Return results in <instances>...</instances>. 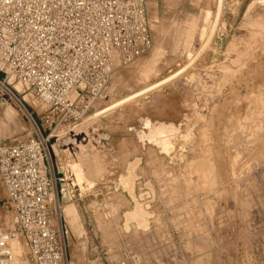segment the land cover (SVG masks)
<instances>
[{"label": "rangeland", "instance_id": "obj_1", "mask_svg": "<svg viewBox=\"0 0 264 264\" xmlns=\"http://www.w3.org/2000/svg\"><path fill=\"white\" fill-rule=\"evenodd\" d=\"M251 5L223 0L211 27L218 0H147L152 49L113 69L108 97L72 132L53 126L51 156L80 170L79 183L78 151H91L83 159L95 175L107 165L87 213L63 204L69 264H119L125 247L140 264H264V12ZM7 82L0 143L26 142L37 126L48 134L47 107ZM129 128L127 152L106 155L95 144ZM5 198L0 179V230L13 234V264H31Z\"/></svg>", "mask_w": 264, "mask_h": 264}, {"label": "built area", "instance_id": "obj_2", "mask_svg": "<svg viewBox=\"0 0 264 264\" xmlns=\"http://www.w3.org/2000/svg\"><path fill=\"white\" fill-rule=\"evenodd\" d=\"M152 47L147 0H0V88L17 79L48 109V134L37 126L26 142L0 143L5 202L31 264H69L63 203L51 174L54 129L67 123L70 133L73 123L82 124L92 104L108 97L113 69L134 64ZM13 240L0 230V264H13ZM124 250L119 264L141 263Z\"/></svg>", "mask_w": 264, "mask_h": 264}, {"label": "crops", "instance_id": "obj_3", "mask_svg": "<svg viewBox=\"0 0 264 264\" xmlns=\"http://www.w3.org/2000/svg\"><path fill=\"white\" fill-rule=\"evenodd\" d=\"M251 3L252 5L250 6V8H252V6L254 5L255 7L259 6L260 9L264 12V0H251ZM221 5L223 6V0H218V7L216 10L214 20L211 24V27L215 25L217 27L218 25L220 12L222 10ZM181 8L182 7H180V9ZM177 9H179V7H177ZM249 11L250 10H248L246 15H249ZM144 121L145 120L142 121V124L144 123ZM150 121L153 124L160 125L159 123H156L153 120H150ZM161 125H165L167 128H170V126H172V123L163 122L161 123ZM143 129H144V124H143ZM133 130L135 129L129 128V133H125V131L123 130H118L119 133L117 134L110 133V132H104L102 135H108V139L106 140L104 137H101L99 138V141H95V144H97L99 147H103L104 149H106L105 150L106 155H111V154L118 155L119 153H122L124 151L127 152V149L124 150L125 147H124L123 142L125 139H131L132 136L134 137L135 132ZM110 147H113V149H111ZM131 148H132V151H134L133 150L134 147L132 146ZM86 153H87V156L84 157L82 155L83 154L82 151L80 150L77 153H75V157L73 156V161H76V162L80 161L79 156L82 158V161H80L81 162L80 167L83 172V179L81 181L79 180L80 183L78 182V178L80 179V177L77 176L80 170H78L77 172L70 173L67 170L68 164L66 163L65 167H60V164L57 161V159L52 158L53 169L51 172V174L55 175V177H57L59 180L57 182L56 187H57V191L61 198L62 203L65 204L66 207L73 206L75 208H79L83 211V213L85 212L87 213L88 206H86V202L91 201L90 197L92 196V191L95 189V187L99 185H106V182H104V180L101 177L104 175L106 171L105 166H107V165L105 166L102 165L103 172L100 175H95L92 168L89 167L88 162L85 161L91 156V151H89V149H86ZM83 158H85V160ZM88 181L93 182L94 186L92 189H87V187L89 186ZM65 214L67 217L66 212ZM92 231L93 229H91L89 233L91 234ZM88 243L90 244V242Z\"/></svg>", "mask_w": 264, "mask_h": 264}, {"label": "bare ground", "instance_id": "obj_4", "mask_svg": "<svg viewBox=\"0 0 264 264\" xmlns=\"http://www.w3.org/2000/svg\"><path fill=\"white\" fill-rule=\"evenodd\" d=\"M222 6V5H221ZM152 76V75H151ZM164 82V81H163ZM20 88V87H19ZM21 90V89H20ZM153 126H154V124H152ZM165 126V125H164ZM160 127V126H159ZM158 127V128H159ZM156 127L154 126V129H155ZM54 133H55V131L52 133V135H51V138L54 136ZM141 139H142V141H146V140H148L149 142H152V143H155V142H153L152 141V136L151 135H147V134H142V137H141ZM156 144V143H155ZM156 145H158V144H156ZM158 146H160V145H158ZM161 148H162V146H160ZM182 155V154H181ZM204 175V174H203ZM205 176V175H204ZM208 175H206V177H207ZM20 254V253H19ZM21 256V255H20Z\"/></svg>", "mask_w": 264, "mask_h": 264}, {"label": "flooded vegetation", "instance_id": "obj_5", "mask_svg": "<svg viewBox=\"0 0 264 264\" xmlns=\"http://www.w3.org/2000/svg\"><path fill=\"white\" fill-rule=\"evenodd\" d=\"M59 181V180H58ZM60 197V196H59ZM60 200H61V198H60ZM62 202V201H61Z\"/></svg>", "mask_w": 264, "mask_h": 264}, {"label": "water", "instance_id": "obj_6", "mask_svg": "<svg viewBox=\"0 0 264 264\" xmlns=\"http://www.w3.org/2000/svg\"><path fill=\"white\" fill-rule=\"evenodd\" d=\"M106 139V138H105Z\"/></svg>", "mask_w": 264, "mask_h": 264}]
</instances>
